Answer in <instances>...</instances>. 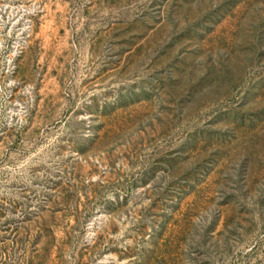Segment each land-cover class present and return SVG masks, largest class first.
Wrapping results in <instances>:
<instances>
[{"label": "rangeland", "instance_id": "obj_1", "mask_svg": "<svg viewBox=\"0 0 264 264\" xmlns=\"http://www.w3.org/2000/svg\"><path fill=\"white\" fill-rule=\"evenodd\" d=\"M0 264H264V0H0Z\"/></svg>", "mask_w": 264, "mask_h": 264}]
</instances>
